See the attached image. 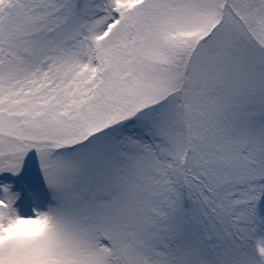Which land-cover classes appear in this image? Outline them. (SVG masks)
Wrapping results in <instances>:
<instances>
[{
    "label": "snow or ice",
    "instance_id": "snow-or-ice-1",
    "mask_svg": "<svg viewBox=\"0 0 264 264\" xmlns=\"http://www.w3.org/2000/svg\"><path fill=\"white\" fill-rule=\"evenodd\" d=\"M0 264H264V0H0Z\"/></svg>",
    "mask_w": 264,
    "mask_h": 264
}]
</instances>
